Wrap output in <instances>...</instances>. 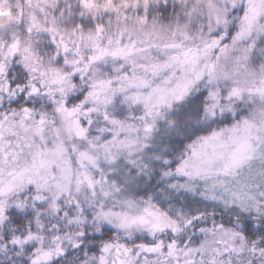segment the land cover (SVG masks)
<instances>
[{
	"label": "snow or ice",
	"instance_id": "1",
	"mask_svg": "<svg viewBox=\"0 0 264 264\" xmlns=\"http://www.w3.org/2000/svg\"><path fill=\"white\" fill-rule=\"evenodd\" d=\"M0 264H264V0H0Z\"/></svg>",
	"mask_w": 264,
	"mask_h": 264
}]
</instances>
